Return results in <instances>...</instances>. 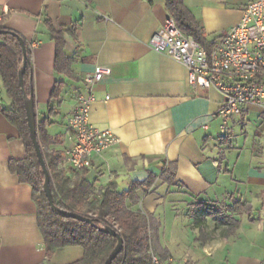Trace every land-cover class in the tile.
I'll return each mask as SVG.
<instances>
[{"label": "crops", "instance_id": "crops-1", "mask_svg": "<svg viewBox=\"0 0 264 264\" xmlns=\"http://www.w3.org/2000/svg\"><path fill=\"white\" fill-rule=\"evenodd\" d=\"M249 1L184 3L212 42L240 22ZM170 17L166 0H0V26L23 38L30 50L37 122L47 121L49 149L63 155L61 169H73L64 152L74 144L69 119L76 95L85 90L87 76L108 68L89 120L113 130L118 142L78 173L85 172L97 188L114 183L120 192L151 181L137 191L140 201L131 208L151 216L153 253L161 258L264 264V108L244 106L224 134L218 115L222 94L193 86L181 62L150 47ZM49 24L65 35L73 76L56 71L57 44ZM58 82L60 95L52 97ZM0 99V264L79 261L81 246L47 257L33 187L10 170V162L26 158V148L2 112L11 106L5 88ZM237 202L243 210L227 211ZM216 206L237 221L231 228L214 218L210 209ZM186 218L189 252L180 256L165 233L170 225L174 239L178 234L176 240L187 239L180 226Z\"/></svg>", "mask_w": 264, "mask_h": 264}, {"label": "trees", "instance_id": "trees-1", "mask_svg": "<svg viewBox=\"0 0 264 264\" xmlns=\"http://www.w3.org/2000/svg\"><path fill=\"white\" fill-rule=\"evenodd\" d=\"M167 7L177 27L188 37L193 38L208 51L213 48L200 22L186 7L184 0H166ZM51 37L57 44L56 71L71 72L72 61L64 53V33L56 31L51 24ZM0 35V78L11 100L9 108L2 112L19 130L26 148V158L10 162V170L17 173L22 182L33 187L38 205V222L42 231L46 254L52 258L57 249L68 246H81L84 256L72 264H104L117 245V238L101 227H112L124 239V249L112 264H151L154 251L153 222L149 214L135 212L131 206L140 201L137 191L149 187L151 181L133 183L128 191L120 192L114 183L97 188L84 173L71 169L65 172L60 165L63 155L51 151L52 139L46 130L47 121L37 122V136L50 174V186L56 206L90 217L93 222H82L67 218L52 210L45 195L43 184L45 175L38 160L27 122L24 96L19 73L23 69V53L18 35L12 30ZM28 61L23 72L25 90L33 91L30 50L27 47ZM63 82H58L52 97L60 95ZM130 203V204H129ZM204 206V204H198ZM206 207V206H205ZM244 204L235 203L227 211L243 210ZM205 209H208L207 207ZM218 221L231 228L237 221L226 215L222 209H210ZM166 257H163L165 259Z\"/></svg>", "mask_w": 264, "mask_h": 264}, {"label": "built area", "instance_id": "built-area-1", "mask_svg": "<svg viewBox=\"0 0 264 264\" xmlns=\"http://www.w3.org/2000/svg\"><path fill=\"white\" fill-rule=\"evenodd\" d=\"M208 51L186 36L170 17L150 40V47L181 62L189 72L190 82L201 89H217L223 96L218 115L223 119L222 132H229L228 121L248 105L264 108V0H251L240 22L225 35L212 41ZM110 69L99 67L84 79L85 90L76 95L69 126L74 144L65 150L67 163L77 171L89 169L96 155L118 142L111 129L90 123L95 90ZM4 86L0 83V94ZM1 105V99H0ZM151 264H191L188 258H161L152 253Z\"/></svg>", "mask_w": 264, "mask_h": 264}, {"label": "water", "instance_id": "water-1", "mask_svg": "<svg viewBox=\"0 0 264 264\" xmlns=\"http://www.w3.org/2000/svg\"><path fill=\"white\" fill-rule=\"evenodd\" d=\"M5 32H6L5 30L0 29V35L4 34ZM18 38H19V42H20V45L22 48V53H23V69L19 73L20 84H21V88H22V92H23V96H24V105H25L27 122H28L29 130H30V134H31V139H32L38 160L40 162V165H41L42 170H43L44 175H45V180H44V184H43V189H44L45 195H46V197L49 201V204H50V206L54 212L59 213V214L65 216L67 218H73V219H76V220H79L82 222H86V223H91V224L97 226L90 217L76 213V212H69V211L63 210V209L59 208L58 206H56L54 203L52 190H51V186H50L49 170L47 168V164H46V161L44 159L42 148L40 146L38 136H37V114H36V105H35V101H34V93H33L32 89L28 93L25 90L24 83H23V72H24L25 66H26L27 61H28L27 45H26V42L23 40V38H21L20 36H18ZM101 229L105 230L106 232L110 233L111 235H113L117 238L116 247L114 248V250L112 251L110 256L104 262V264H112L114 259L124 249V239H123L122 235L112 227H101Z\"/></svg>", "mask_w": 264, "mask_h": 264}, {"label": "rangeland", "instance_id": "rangeland-1", "mask_svg": "<svg viewBox=\"0 0 264 264\" xmlns=\"http://www.w3.org/2000/svg\"><path fill=\"white\" fill-rule=\"evenodd\" d=\"M4 98H5V100L7 102L9 101V99L7 98V96H4ZM219 208L220 207H218V206L212 207V209H216V210L219 209ZM214 218H215V216H214ZM185 223H186V227H183ZM180 226L182 227V231H181L182 234L183 235H186V238H187L188 237V234H189L188 231H190V227H191L189 220L187 218L184 219V223L182 225H180ZM171 235H173V234L170 233V225H167V230H166L165 236L168 237V239L171 240V241L170 240H168V241H170V243H171V250H172V252L174 254L180 255V256L181 255H185L186 253H188L189 252V244H190L189 243V240H188L189 238L185 239V237H181L180 241H178L176 239L181 234H178V236L175 237V239H174V236H171ZM178 243H180V244L178 245Z\"/></svg>", "mask_w": 264, "mask_h": 264}]
</instances>
